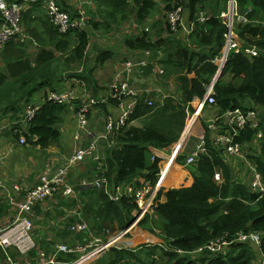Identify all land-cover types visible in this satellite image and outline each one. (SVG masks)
<instances>
[{"label": "trees", "instance_id": "16d2710c", "mask_svg": "<svg viewBox=\"0 0 264 264\" xmlns=\"http://www.w3.org/2000/svg\"><path fill=\"white\" fill-rule=\"evenodd\" d=\"M226 1L161 0L159 7L154 0H94L96 12L101 13L103 9L106 14L103 21L96 15L95 19L92 17L88 21L84 31H70L65 35H60L50 24L41 4L29 6L22 15L21 25L23 31L36 41L39 50L34 53L32 48L17 39L0 50V135L9 142L18 141V136H13L12 132L20 129L26 144L39 146L42 150L53 144L59 146L64 142L61 141L60 126L70 110L66 105L42 101L46 91L61 88L63 76L81 82L84 87L92 90L94 97L101 96L105 91L100 84L107 80L98 83L93 75L95 68L89 65L82 67L86 62L90 30H109L110 22H116L118 18L123 21L131 13V18L140 26L150 18L154 10H159L163 19L159 20L161 24L158 29L153 25L157 29L155 36L139 33L136 28L131 29V36L123 41L126 54L115 63L119 64L120 61L132 58V55L149 51L151 60L156 61L164 70L157 85L166 92L172 85L168 82L172 80L178 97L171 96L161 104L154 103L152 107L147 106L142 98L139 99L127 126L115 139L113 147L105 142L101 148L106 165L104 176L110 193L128 185L139 188L144 182L154 185L158 179L159 160L155 159L151 163L149 148L169 152L174 147L184 129L186 111H193L188 104L196 98H202L212 82L218 69L214 61L221 57L225 44L226 28L218 19V14ZM235 2L239 13H246L248 18L246 24H236L234 27L238 42L242 47L255 46L258 54L257 57L249 58L242 52L228 53L213 88L215 105L212 108L216 109L218 115L236 108L243 111L257 110L260 113L259 129L263 132L260 150L248 159L257 167L264 182V0ZM177 5L183 8L186 22L194 21L198 10H202L208 17L204 23L195 22L193 32L186 39L182 33L170 36L164 25L166 12ZM61 6L65 9L68 5L62 2ZM90 10L87 9V14ZM73 17H77L76 9H73ZM71 43L73 46L69 48ZM113 56L110 49L99 50L95 63L97 66L103 65ZM142 70L143 78L148 79L152 74L151 67ZM35 95L39 97L32 103ZM35 102H38V110L26 126L22 125L24 108ZM93 109H96L98 118L102 120L108 106L98 104ZM137 121H141L140 127L133 126L132 123ZM202 128L205 131L207 153L201 154L194 166L180 168L169 174L153 201V214H147L139 223L140 228L151 233L158 229L165 247H147L142 244L133 250L113 249L101 257L97 264H259L264 261V196L258 198L250 192L242 179V165L225 163L221 148L213 144L212 133L205 123H202ZM255 134V130L246 129L239 133L235 141L246 144L253 140ZM184 161L185 155L176 159L177 165H184ZM87 163L85 175L81 172L83 165L78 164L72 170L74 172L77 169L75 173L90 180L94 164L90 161ZM72 170L69 176H72ZM218 171L222 172V184L214 182V174ZM188 176L193 181H187ZM79 193L82 200L78 205H82V208L77 212L87 223L86 232L75 234L69 231L70 224L79 222V218L73 217L65 222L60 220L64 214L62 208H77L73 200L64 202L62 195L58 194L53 201L34 206L36 215L42 214L50 219L47 221L50 225L43 231L39 225L33 227L38 236L35 238V249L39 250L30 256L31 264H35L40 252L46 256L54 254L56 244L71 245L75 240L84 244L92 238L104 237L105 230L112 232L111 227L114 225V229L123 231L132 221L131 212L136 206L130 204L126 197L120 200V209L103 190L87 188ZM6 208V203L1 200L0 216L6 214ZM45 209L49 211L46 215L43 212ZM58 223H63L62 230L58 228ZM44 233H51V240L42 238ZM239 233L257 234L259 245L250 238L242 243L233 242ZM223 238L233 243L219 252L203 250L195 253L211 241ZM16 255L14 253L13 258ZM75 257V254L57 253L56 261L58 264H71Z\"/></svg>", "mask_w": 264, "mask_h": 264}, {"label": "built area", "instance_id": "2783aa9c", "mask_svg": "<svg viewBox=\"0 0 264 264\" xmlns=\"http://www.w3.org/2000/svg\"><path fill=\"white\" fill-rule=\"evenodd\" d=\"M19 1L23 2L19 3ZM62 2H65V0H0V19L2 21L0 24V50L15 39L19 40L22 44L33 46V50L34 48H38L36 41L23 31L21 25L22 15L32 5H42L48 21L60 35H65L70 31H84L87 25L84 13L77 10V17H73L68 10L62 8ZM204 14L200 12L194 21L185 23L183 8L179 5L175 6V8L166 14L168 33L173 36L183 31L186 35H189L194 30L195 22L204 23L208 18ZM218 19L225 26L226 32L224 34L225 44L221 57L214 61L217 68H219L223 61V51L225 48H227V55L230 51H233L234 53L242 52L249 58L257 57L258 49L255 46L242 47V44L238 42L234 27L236 24H246L248 18L246 17V13H239L238 6L234 0H227L226 9L219 12ZM150 56L149 51H145L140 56L132 55V58L120 61L118 68L113 70L110 80L103 85L105 91L99 97H94L76 88H58L53 91H46L42 101L51 102L56 105H66L72 111L76 122V131L73 135L74 146L67 155L62 156L64 163L60 164L59 167L53 168L52 164L45 166L39 175L38 184L26 190L23 199H14L8 196V204L13 209V218L10 222L0 225V264H19L13 259L14 253L25 258L35 249L32 237L34 228L30 219L34 206L48 200L52 201L58 194H61L63 198L74 196V184L68 179L69 172L87 159H90L94 164L95 178L89 183L84 180L82 183H79L80 186L103 190L109 199L115 202L126 197L130 204L136 206L133 210L135 226H138L147 214H153L152 203L159 190H157V185L162 186L161 182L166 177V173L163 172L164 166L167 167L169 165V158H172V156H151L152 162L155 159L159 160L158 180L154 186L149 182H144L139 188L128 185L123 188H116V191L112 194L108 190V181L104 176L106 165L101 155V148L104 147L102 146L103 143L106 142L109 146L113 147L115 139L127 126V122L139 99L142 98L147 106L152 107L154 103L161 104L165 99L171 97L155 89L144 86L139 87L134 82L136 76L143 78L142 69L148 66L151 67L152 74L150 76H152L156 83L159 77L164 74V70L156 61L151 60ZM225 62L226 60L224 64ZM212 82L206 88L205 95L202 98L194 99L193 108L191 107V103L188 104L193 111L191 114L187 112V122L196 118V124L194 123L192 129L188 132L187 129L185 130L187 125L185 123L186 125L179 140L184 139L183 134L186 131L188 132L186 137L195 134L196 144L185 155L184 165H179L182 169L194 166L199 156L207 153L204 141L205 131L201 126L202 124L200 125L198 122V118L203 109L207 106L214 107L215 105ZM36 103L38 102L28 104L24 108V114L21 119L22 125L26 126L34 117L35 112L39 108ZM98 104L108 106L107 114L100 120L102 122L100 127L95 125V123L99 122L97 121L99 118L96 117L98 112L96 109H93ZM260 117V113L257 110L243 111L236 108L228 110L221 115L215 113L213 119L206 123L208 130L212 133L213 144L221 148L225 163H229L230 165L234 163L236 166L242 165L244 168L241 170L242 179L248 185L250 192L257 195L258 198L264 196V182L257 167L248 158L249 156L256 155L260 150V140L263 138V132L259 129ZM246 129L256 131L253 140L246 144L237 143L235 138L241 131H245ZM196 133H198L197 137ZM12 135L18 136L19 145L26 144L22 130L14 129ZM178 141L174 145L176 148L179 147ZM184 151V148H182L179 155H182ZM171 160L173 162V158ZM214 182L222 184V172L218 171L214 174ZM1 187L2 183L0 181ZM87 228V223L83 219H80L79 222H75L69 226V231L80 233L88 231ZM126 231L117 232L116 230L110 232L109 230H105L104 237L92 238L84 244H76L73 247L61 244L55 245L56 251L54 254L46 256L40 252L37 254V259L40 260V264H57V253H77L81 255L79 259L84 260L86 258L100 257L113 249L133 250L134 248L130 247L129 242L123 239L127 233L131 235L130 231ZM249 238L259 245L260 239L254 233L249 235L237 234V239L233 242H245ZM233 242H228L224 238L211 241L206 247L198 249L195 253H200L203 250L219 252ZM141 243L139 242L138 245ZM156 245L165 247L162 241L157 242ZM178 253H181V251H178ZM261 264H264V261Z\"/></svg>", "mask_w": 264, "mask_h": 264}, {"label": "crops", "instance_id": "0c3cea01", "mask_svg": "<svg viewBox=\"0 0 264 264\" xmlns=\"http://www.w3.org/2000/svg\"><path fill=\"white\" fill-rule=\"evenodd\" d=\"M92 1H94V0H92ZM154 1H157V0H154ZM74 2H75V0H70V3L67 4L68 6L65 8L72 15H73V3ZM63 3H65V2H63ZM226 5H227V1L225 4H222L220 10L221 11L225 10ZM75 8L79 10V6H75ZM72 46H73V43H71V46H69V48H71ZM28 47L30 48V46H28ZM31 48L33 49V47H31ZM30 51H31V49H30ZM37 51H38V49L34 48L33 52L35 53ZM118 65L119 64H116L114 62V64L109 68V70H108L109 74L106 75V77L108 79H110L112 77L111 76L112 72L115 68H118ZM110 72H111V74H110ZM107 78H106V80H108ZM168 84H172V85H170V89H167V91L169 92V90H174V93H177L176 88H174L172 80L170 82H168ZM61 87L62 88H70L68 86V81L63 82ZM193 106H194V103L192 102L191 107L193 108ZM215 113H217L215 108H212L211 106H207L205 109H203L201 111L200 116L198 118V122L200 123V125L202 123L206 124L209 120L213 119V117L215 116ZM100 120H101V118L97 119V121H99V122H100ZM194 123L196 124V118L194 120H188L187 125L185 124L188 132L190 131V129H192V125ZM60 127H61V132H62V140L61 141H64V143L66 145L64 151L59 149V146L56 144H53L50 148H47L46 150H42L37 146H31L30 144L19 145L18 141H10L9 142L2 135H0V181L2 183V187L0 188V201L4 200V202L6 203V206H7L6 211H5L6 214L3 216H0V225L10 222V220H12V218H13L12 206L5 201V199L8 200V196H10L11 198H14V199H17V198L23 199L26 190H28V189H30L33 186L38 184L39 175L42 173V170L45 168L46 165L52 164L53 168H57L60 166V164L64 163V160H62V156L67 155V153L70 152L67 150L70 147L72 148L74 146L73 135H74V132L76 131V122H75V119L73 117L71 110L69 111L68 115L65 117V119L62 122V125ZM188 132L185 131L183 134L184 139H181L178 141L179 147H177V148L173 147L169 152H167L166 154L164 153L163 156H165V155L168 157L172 156L173 162L171 160L172 158H169V160H170L169 165L167 167L164 166L163 172L166 173V178L163 179L161 185H163V183L166 181L167 177L169 176V174L171 172L180 169L179 165H177V163H176L177 157L181 156V155H179L180 150L182 148H184L185 151L183 152L182 155H186V154H188V152H190L195 147V144H196V138L194 136L195 134L191 135L190 137H186L187 136L186 134ZM197 134L198 133H196V137H197ZM190 138H194L195 140L190 142ZM188 141H189V144H188ZM29 148H33V150L36 153L43 154L44 160L41 163L39 168L37 167V160L31 157L30 150L28 151ZM23 149H26V150L24 151ZM149 152L153 156H155V155L161 156V154H162L159 150L154 149V148H149ZM87 161L92 162L90 159H87L84 162H82L81 164H79V165H83L81 172L84 175L86 174V172H85L86 166L88 165ZM151 163H152V161H151ZM77 171H78L77 169L74 172L72 170L73 174L75 175V177H73V179H72L73 174H72V176H69V178L71 177L72 184H74V186H73L74 196H72L71 198H63L64 202H67V203L69 200H73V204H77V208L67 210L68 207H65L64 211L67 213L66 220L72 219L73 217L83 219V218H81L80 213L77 212L78 210H80V208H82V205L81 206L78 205V203L82 200L79 197V194H80L79 192L82 190V189H79V187H80L79 183H82L84 180H87V177L86 176L84 177L82 174L80 175V173H75ZM80 176H81V179H80ZM188 179L193 181L190 176H188L187 181H188ZM160 187H161L160 185H157V190ZM181 187H187V186L183 185ZM54 199H55V197L52 199V201ZM52 215L56 216L55 214H52ZM36 218L40 221H43L45 219V217H43L42 214L36 215ZM46 222H47V220H46ZM134 226H135V223L131 227L134 228ZM40 227H41L42 231L45 228L42 226H40ZM36 233L39 234V232H36ZM37 237H38L37 234L34 233V239ZM44 237L46 240H51V238H52L51 233H44V235H42V238H44ZM149 237L154 238V236L147 235L145 232L143 233L142 231L137 229L135 231V234H134V239L130 242L132 245H136L139 242H143L144 240H148ZM152 240H154V239H149V241H152ZM76 244H80V243L75 240V242L71 245H66V244H63V245L73 247V245H76ZM56 245H60V244H56ZM75 255H76V257L74 259L75 261L81 257V255L77 254V253H75ZM104 255L105 254H103L97 258H90V259L86 258L84 260L79 259L75 263L71 262V264H97L99 259H101V257H103ZM16 257L18 259H16V258H13V259L15 262H18L19 264H21L22 261H27V262H29L27 264H31L30 263L31 260L28 257L24 258L22 256H17V255H16ZM74 260H72V261H74ZM38 261H39V263H38ZM81 261H83V262H81ZM35 264H40V260L37 259V257L35 259ZM62 264H66V263H62Z\"/></svg>", "mask_w": 264, "mask_h": 264}, {"label": "rangeland", "instance_id": "374dc122", "mask_svg": "<svg viewBox=\"0 0 264 264\" xmlns=\"http://www.w3.org/2000/svg\"><path fill=\"white\" fill-rule=\"evenodd\" d=\"M89 1L90 0H75V2L73 3V9H76L75 6H79V10L84 13V16H85V18L87 20V24H88V21L92 17L95 19L96 15H98V17L101 19V21H103V19L106 17V14H105L104 10L101 9L102 10L101 13H97L96 12L97 10H96V8L93 5V1L92 0L90 2ZM65 2L67 4H69L70 3V0H65ZM156 2L159 4V7H161V3H160L161 0H157ZM87 9L88 10L91 9L89 11V13H88L89 15L87 14ZM76 10H78V9H76ZM200 12H202L204 14V12L202 10H198L195 13V17H197ZM166 14H167V12H166ZM132 16L133 15L131 13V15H128L127 18H125V20H123V21H121L120 18H118V20L116 22H110L109 23V27H108L109 30H103V31H101V30L100 31H97V30H94V29H91L90 30L91 36H90V40H89L88 50L86 52V57H85L86 58V62H84L82 64V67H84L86 65H89V67L90 66L91 67L93 66L95 68L93 75L95 76V79L97 80L98 83H102L103 80H105L107 78L106 75L109 74V71L108 70L114 64V62L116 60H119L120 57H122V56H124L126 54V51L124 50V46H123V41H124L125 38L131 36V29L134 30L136 28L139 33L145 32V33L151 34L152 36H155V34L157 33V29L159 28V25L161 24V22L159 20L160 19H163L162 18V14L159 12V10H154L152 12V15L149 16L150 18L147 19V20H145L140 26H138L137 23L135 22V20L131 18ZM96 19H98V18H96ZM185 23H188V22H185ZM153 25H156V28L157 29H154L153 28ZM164 25L166 26V17H165ZM86 28H87V25H86ZM182 33L185 36L184 37L185 39H186V36L187 37L189 36V35H186V33L183 32V31H182ZM165 35H167V32H166ZM170 36H172V35L170 34ZM25 46H30V48L33 47L31 45H28V44H25ZM37 47H38L37 49L39 50V46H37ZM104 49H110V50H112L113 53H114V56H113L112 59L106 61L103 65L97 66V64L95 63L96 54L98 53L99 50L100 51H103ZM27 50L29 52V49H27ZM69 51H70V49L68 50L67 55L69 54ZM65 57H66V55H65ZM110 74H111V72H110ZM139 78H140L139 76H136L134 78V82H136L137 86H139V87H143V86L144 87H148L150 89H155L156 91H160V92H162L164 94H168V95L173 96L175 98L178 97V94L177 93H174V90H169V92L166 91L168 93L163 92L162 89L157 85V83L155 82V80L150 75L148 76V79L142 78L140 80ZM109 80L110 79H108L105 83L100 84V86L106 84ZM66 81H68V86L70 88H76V89H79L81 91H85L89 95H92V90L88 89L87 87H84L83 84H80L81 82H79V81H77L75 79H69L68 77H64L63 76V82H66ZM38 97H39L38 95H35L32 98L31 102L33 103L34 100L36 98H38ZM187 112L188 111H186V114H187ZM188 113L191 114L192 112H188ZM96 117H98V115ZM187 119H188V116L186 117V120ZM186 120H185V123H187ZM132 124H133V126L140 127L141 126V121H137V122H134ZM95 125H97V126L100 127L102 125V122L95 123ZM186 129L187 128H185V130ZM193 140H195V139L194 138H190V142H192ZM51 146H49L48 148H50ZM37 147H39V146H37ZM65 147H66V145H65L64 142L60 143L59 149H61L62 151H64L65 150ZM26 149H23V150L25 151ZM29 150H30V153H31L30 154L31 157L37 160V167L39 168L40 165H41V163L44 160L43 154L36 153L33 150V148H29L28 151ZM71 150H72V148L70 147L67 151H71ZM160 152L162 153L161 154V157H163L164 153L165 154L167 153V152H164V151H160ZM94 178H95V174L93 172L92 179H90V180L87 179V180H85V182H88V183L89 182H92V180ZM72 179H73V176H72ZM155 184H156V182H155ZM154 185H152V186H154ZM179 187H181V185ZM179 187H177V188H179ZM87 188H94V187H82V186L79 187V189H87ZM5 200L8 203V200L7 199H5ZM111 201H113V200H111ZM113 202H115V201H113ZM116 202H119V204L121 205V201H116ZM62 209H63L62 212L64 214L61 215L62 217L60 218V220H61V222H65L66 221V215H67V213L64 211L65 208H62ZM71 209L72 208H68L67 210H71ZM43 212H44L45 215L49 213V211L47 209H45ZM50 216H52V215H50ZM54 217H57V216H54ZM131 217L133 218L132 221L124 229V230H127L126 232L130 231L131 232V235H130V233H127L126 236L123 238L124 240H126V241L129 242L131 248H134V249L135 248H138L142 244H146L147 247L154 246V245H156L157 242L163 241L162 240V237H161V234L159 233L158 229H156L155 232H152V233L149 230H146V231L143 230L142 228L139 227V225L138 226H135L133 229H131V226L133 225L134 219H135V217L133 215V210L131 212ZM30 219H31V222L33 224V227L39 225V226L45 227L44 229H46L50 225L49 222H45V219L46 218L43 221L38 220L36 218V212L34 210H33L32 215L30 216ZM46 220L47 221H50V219H46ZM57 226H58V228L60 230L63 229V223H58ZM114 227L116 228L115 225L113 227H111V231H116V229H114ZM137 229H139L143 233L145 232L147 235L155 236L157 239L155 237L154 238L153 237H149V239H154V240L148 241V242H144L143 241L138 247H136L138 244L136 246L135 245H132L130 241H132L134 239L133 232L136 231ZM117 232H119V231H117ZM32 237H33V241H35L34 244L37 246L36 240L34 239V230H33V233H32ZM100 237H102V236H100ZM236 243H242V242H236ZM36 250H39V249L37 248L34 251H32V252L29 253V259H30V256ZM16 259H18V258L16 257ZM261 263H262V261L259 262V264H261Z\"/></svg>", "mask_w": 264, "mask_h": 264}, {"label": "water", "instance_id": "95a60500", "mask_svg": "<svg viewBox=\"0 0 264 264\" xmlns=\"http://www.w3.org/2000/svg\"><path fill=\"white\" fill-rule=\"evenodd\" d=\"M223 55H224V57H223V61H222V63L220 64L219 68L217 69L216 74H215V76H214V78H213V80H212V81H213V82H212V85H213V86H214L215 83L217 82V80H218V78H219V76H220V74H221L222 68H223V66H224V61L226 60V56H227V48L224 49V51H223ZM116 204H117V206L121 209V205L119 204V202H116Z\"/></svg>", "mask_w": 264, "mask_h": 264}, {"label": "bare ground", "instance_id": "6f19581e", "mask_svg": "<svg viewBox=\"0 0 264 264\" xmlns=\"http://www.w3.org/2000/svg\"><path fill=\"white\" fill-rule=\"evenodd\" d=\"M62 88V87H61ZM53 104V103H52ZM131 229H133V227H131ZM133 234H135V231L133 232Z\"/></svg>", "mask_w": 264, "mask_h": 264}]
</instances>
